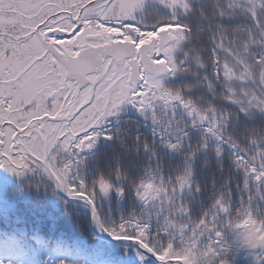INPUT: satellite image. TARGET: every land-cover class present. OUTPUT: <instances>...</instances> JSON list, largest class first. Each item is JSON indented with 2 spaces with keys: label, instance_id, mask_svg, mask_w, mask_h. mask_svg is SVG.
Wrapping results in <instances>:
<instances>
[{
  "label": "snow or ice",
  "instance_id": "obj_1",
  "mask_svg": "<svg viewBox=\"0 0 264 264\" xmlns=\"http://www.w3.org/2000/svg\"><path fill=\"white\" fill-rule=\"evenodd\" d=\"M0 264H264V0H0Z\"/></svg>",
  "mask_w": 264,
  "mask_h": 264
}]
</instances>
